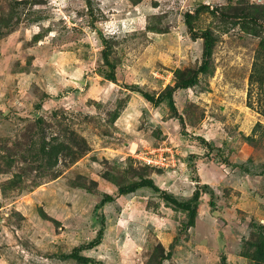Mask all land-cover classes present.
<instances>
[{"label": "rangeland", "instance_id": "obj_1", "mask_svg": "<svg viewBox=\"0 0 264 264\" xmlns=\"http://www.w3.org/2000/svg\"><path fill=\"white\" fill-rule=\"evenodd\" d=\"M186 13L214 41L207 73L172 95L181 124L123 87L156 95L201 64ZM0 23V264H81L73 249L99 231L79 252L95 264H251L249 238L264 228V93L249 76L264 55V0H0ZM104 47L117 84L104 78ZM159 149L177 166L134 158ZM207 157L226 176L215 205L202 194L162 261L183 214L150 189L116 192L146 178L186 200L191 178L207 181ZM106 195L115 200L100 205Z\"/></svg>", "mask_w": 264, "mask_h": 264}, {"label": "trees", "instance_id": "obj_2", "mask_svg": "<svg viewBox=\"0 0 264 264\" xmlns=\"http://www.w3.org/2000/svg\"><path fill=\"white\" fill-rule=\"evenodd\" d=\"M203 10H207L208 12L212 13L214 15L216 13L215 10L209 11V8L205 5L199 6L195 13H200ZM259 12L258 14H260ZM193 18V15L186 13L184 16V23L187 26V30L192 38H201L202 39V62L201 64L194 70L188 71L184 73V76H181L179 78L180 81H178L174 86H167L163 91L158 92L156 95H150L146 92L141 91L138 89V87L134 86H124L123 88L125 90L130 91L131 93H137L140 95L147 103L150 104H162L166 103L169 110L171 111V114L176 118L181 124H183L182 117L177 113L176 106L173 101V93L177 89H189L197 85L198 78L200 76H203L207 73L209 68V59L212 52L213 47V41L214 38L212 37V34L208 30L201 31L200 33H195V31L192 28L191 19ZM238 20H242L244 22H247L249 20H252L255 24V18L251 17L249 13H241L238 16ZM5 31H3V27L0 23V35H3ZM108 54L107 49L104 47L101 53V58L103 60V64L108 67L110 70L108 73L104 75V78L107 81H110L114 84H117V80L114 74L115 67L112 63L108 61ZM187 76V77H185ZM249 83L250 84H257L259 86V89L261 93H264V55L262 53H258L255 62L252 66V71L249 76ZM264 97V94H263ZM263 119H264V100L262 102V108L257 109L256 111ZM257 126H260L259 123H257ZM210 158V157H209ZM213 160V158H210ZM146 168V170L151 171H160V169H155L152 167H149L145 164L141 165ZM194 166V165H193ZM195 168V166H194ZM243 171H246L247 169L242 167ZM250 172V169H249ZM247 170V173H249ZM191 181H195V187L191 193V196L186 200H179L176 197L168 194L166 191L160 190L151 179L142 178L139 181H135L133 183L120 186L116 192V196H124L127 194H131L139 189H150L153 192L159 194L162 198V200L167 204L172 206V208L175 211L181 212L183 214V218L180 221L179 227L177 229V233L175 237L173 238L172 242L169 245V251L167 252L165 257H162L161 260H165L166 258H170L172 256L173 250L175 246L179 243L181 240V237L183 235H186L188 229L193 227L195 225V220L197 217V207L198 203L200 201V198L202 194L206 195L208 198V204L210 207H214L215 200H216V193L214 192V189L212 187H209L207 184L198 185L199 179L195 176L190 179ZM115 200L114 196L106 195L102 198L100 201V205H103L107 202H113ZM102 240V233L101 231L98 232L97 238H95L90 243L84 245L83 247L80 246L78 248L73 249V252L71 254L72 258H75L77 262L81 264L86 263H94L92 259L88 257H83L79 255V252L83 249L93 248L95 246H98L101 243ZM218 245L222 247V242L219 241ZM249 248L252 249V252L250 254L251 258V264H264V228L257 227L255 229V234L249 238ZM222 264V263H221Z\"/></svg>", "mask_w": 264, "mask_h": 264}, {"label": "built area", "instance_id": "obj_3", "mask_svg": "<svg viewBox=\"0 0 264 264\" xmlns=\"http://www.w3.org/2000/svg\"><path fill=\"white\" fill-rule=\"evenodd\" d=\"M134 158H136L138 161L142 162V164H145L149 167L155 168V169H161V170H168L169 168H174L177 166L178 159L173 154L168 155V157L164 156V153L162 151H150L147 153V155H135Z\"/></svg>", "mask_w": 264, "mask_h": 264}, {"label": "crops", "instance_id": "obj_4", "mask_svg": "<svg viewBox=\"0 0 264 264\" xmlns=\"http://www.w3.org/2000/svg\"><path fill=\"white\" fill-rule=\"evenodd\" d=\"M213 160H211L210 158L207 157L206 161L199 162V165H201V167H204L205 172L208 173L207 178L205 176V178L207 179V181H202L201 178L197 175V178L199 180H201V183L202 184L203 183L204 184H207V185H209L212 188L217 187L221 183H223L224 180H225V177H226V176H223V174H220V172H218L215 169L216 168V164L213 162ZM244 175L247 176V174H244Z\"/></svg>", "mask_w": 264, "mask_h": 264}]
</instances>
